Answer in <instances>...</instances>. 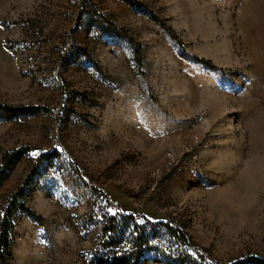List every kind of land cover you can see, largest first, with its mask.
Segmentation results:
<instances>
[{"label": "rangeland", "instance_id": "obj_1", "mask_svg": "<svg viewBox=\"0 0 264 264\" xmlns=\"http://www.w3.org/2000/svg\"><path fill=\"white\" fill-rule=\"evenodd\" d=\"M261 10L0 0V102L42 109L0 117V165L28 149L0 187V221L16 199L38 217L15 215L9 264L264 257Z\"/></svg>", "mask_w": 264, "mask_h": 264}, {"label": "trees", "instance_id": "obj_2", "mask_svg": "<svg viewBox=\"0 0 264 264\" xmlns=\"http://www.w3.org/2000/svg\"><path fill=\"white\" fill-rule=\"evenodd\" d=\"M198 63L204 64L207 67H209L211 70H216L217 68L212 65L211 62L205 61V60H199L195 59ZM42 109L39 107H12L8 106L4 103L0 102V117L5 115H32L35 114ZM28 149L24 148L21 150H18L13 153H7L1 162L0 165V187L5 182L7 175L12 170L14 166L24 157ZM55 153H48L41 157L40 163L45 160H49L50 158L54 157ZM22 211L26 213L29 217H31L34 220H38V217L36 214H33V212L24 204L18 202L16 199L13 201L9 207L6 209L5 213L3 214L1 221H0V264H9L10 260V249H11V236L14 229V217L19 212ZM167 229L173 233V229H170L168 226H166ZM108 232L112 233L113 237L117 238V236H120V232L118 230H114L112 226L110 225V228L107 230ZM113 257L114 264H143L141 260L138 257H135L136 260L132 261L129 257L131 254L123 253L122 256H118L117 253L114 254ZM241 264H264V257H250L244 262H241Z\"/></svg>", "mask_w": 264, "mask_h": 264}, {"label": "crops", "instance_id": "obj_3", "mask_svg": "<svg viewBox=\"0 0 264 264\" xmlns=\"http://www.w3.org/2000/svg\"><path fill=\"white\" fill-rule=\"evenodd\" d=\"M261 14H262V17L261 18H258V20H264V12L262 10H261Z\"/></svg>", "mask_w": 264, "mask_h": 264}]
</instances>
